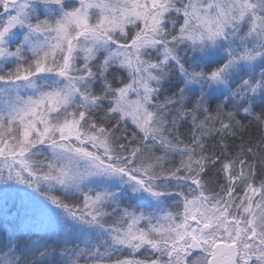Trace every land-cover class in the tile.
<instances>
[{
    "label": "snow or ice",
    "instance_id": "6c2138e0",
    "mask_svg": "<svg viewBox=\"0 0 264 264\" xmlns=\"http://www.w3.org/2000/svg\"><path fill=\"white\" fill-rule=\"evenodd\" d=\"M0 264H264V0H0Z\"/></svg>",
    "mask_w": 264,
    "mask_h": 264
}]
</instances>
